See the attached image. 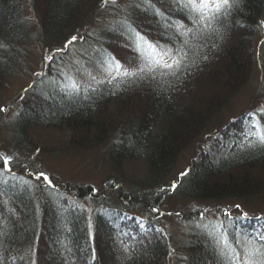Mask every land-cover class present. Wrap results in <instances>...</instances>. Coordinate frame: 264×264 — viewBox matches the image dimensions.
Segmentation results:
<instances>
[{"label": "trees", "instance_id": "trees-1", "mask_svg": "<svg viewBox=\"0 0 264 264\" xmlns=\"http://www.w3.org/2000/svg\"><path fill=\"white\" fill-rule=\"evenodd\" d=\"M25 4L34 13V30L24 17ZM109 4L0 0V91L9 79L28 72L27 44L53 57L44 59L39 75L8 106L9 117L0 112L6 132L0 156L11 158L12 169L11 175L0 169L3 264H32L25 250L31 246L35 259L38 242L39 264H95L93 250L100 264H227L230 249L220 255L222 232L216 231L221 223L232 227L224 210L240 218L236 232L247 233L230 239L251 249L254 230L264 231V146L248 147L242 135L257 121L258 130L248 139L264 134V109L245 111L225 123L220 118L255 66L264 88V0H237L231 16L213 25L218 33L207 38L185 33L189 56L182 72L157 70L155 78L146 74L101 85L116 75L113 55L128 71L157 63L160 50L140 37L171 49L169 37L184 33L181 23L192 27L180 21L179 12H169L172 0H123L112 10ZM105 7L116 13L117 22L91 33L95 14ZM158 12L177 22L172 29L163 27ZM77 33L81 39L56 51ZM129 44L139 54L125 47ZM168 55L162 54L159 63ZM90 88L97 92H88L91 98L85 99ZM249 113H254L251 120ZM202 134L209 137L198 142ZM196 140L190 173L172 178L179 153ZM38 148L94 152L109 167L107 179L99 187L41 183L36 176L42 169L32 156ZM173 180L179 185L174 192ZM167 203L180 205L170 217L161 210ZM186 204L193 207L185 210ZM168 218L182 227L178 238L168 233ZM238 251L243 256V249Z\"/></svg>", "mask_w": 264, "mask_h": 264}, {"label": "snow or ice", "instance_id": "snow-or-ice-1", "mask_svg": "<svg viewBox=\"0 0 264 264\" xmlns=\"http://www.w3.org/2000/svg\"><path fill=\"white\" fill-rule=\"evenodd\" d=\"M111 2L114 4L115 0H111ZM172 2L174 7L169 9V12H179L180 21L187 20L192 25V27H188L187 24L181 23L180 26L184 29V33L176 32L174 36L169 37L168 44L171 45V49L175 50L174 54L168 55V53L171 52V49H168V45H160L158 42L153 43L149 41L147 37H140V39L144 40L153 49L160 50L156 52L157 63L151 67H141L138 71H128L127 69L122 68L121 61L116 59L115 55H113L112 61L115 67L116 75L109 80L98 82L99 84L112 85L115 81H123L124 79L131 80L136 78L137 76L142 79L146 74H151L152 77L155 78L157 70H160L161 74L170 73L171 75H176L177 73L182 72L188 67V65L185 64V60L189 56L187 41L182 40L183 35L185 33L190 35L195 33L202 38H207L212 33H218V28H214L213 25L221 26L223 22L231 16L233 9L238 6L237 0H172ZM103 3L107 4L109 3V0H103ZM157 15L164 17L163 13L158 12ZM164 19L165 24L163 25V27L166 30L172 29L175 23H177L176 21H171L170 16L164 17ZM240 26L244 27L245 25L241 24ZM260 26L264 27V21H260ZM163 34V32L160 33V35ZM81 38L82 37L80 33H77V35H74L70 39L66 40L63 47L57 49L56 51H64L70 44H73ZM125 47L129 48L130 51L139 54V49H137L133 45L129 44L125 45ZM213 47H215V45H213ZM162 54L168 55V59L165 60L163 64H160L159 60L162 59ZM52 58L53 57L51 55L46 57V59L48 60H51ZM203 59L206 61L208 57L204 56ZM124 63H128V61H124ZM173 69H175V71H172ZM73 87L79 90L77 85L74 84ZM88 92L96 93L97 89L90 88L85 90V99L91 98L87 94ZM3 111H5V109L0 108V112ZM253 115L254 113L248 114L249 120H251V117ZM260 115L261 117H264V113ZM258 125L259 121H257V124L252 125V128L250 130L242 133L243 139L248 141V147H252L255 144L264 146V134H261L256 140L248 139L249 136L255 134V130H258ZM10 159V157L0 156V169H2L4 173H7L9 175L12 174V169L10 167ZM190 171V169L182 170L180 172V177L188 175ZM28 175L31 176L32 173L29 172ZM36 179L38 181H41V183L48 182L49 185L51 183L49 177L43 171L39 172V174L36 176ZM178 187L179 185L177 181L173 180L170 184L171 191H176ZM163 191H167V189H164ZM236 207L239 208V205H236ZM152 211L158 212L159 210L153 207ZM204 211H206V209L198 210L201 217ZM217 211H219V209H217ZM177 215H179V213H177ZM222 215L227 217L229 219V223L232 225L231 228H228L226 225L221 223L220 228L216 229V231L222 232L221 237L217 241L218 245L221 247L220 255L223 256L224 249H230L231 254L226 258L227 264H264V231H261L259 229L254 230L257 232V236L254 238L253 241L249 242L250 244H254V247L250 249L248 245H242L239 239L233 240L229 238L230 235H247V233L236 232V221L240 218L231 217L230 213L227 210H224ZM244 218H246V214ZM256 219L259 220L260 218L257 217ZM132 239H135V237H132ZM240 248L243 249V256H241L240 251H238V249ZM124 251L129 252V247L127 245H125ZM36 252L37 255L35 259H33L31 246L27 250H25V254L28 256V258L32 259V264H39L40 261L39 242L37 243ZM168 255H172L171 250H169ZM92 259L95 264H100V259L95 250H93L92 252ZM0 264H3V257H0Z\"/></svg>", "mask_w": 264, "mask_h": 264}, {"label": "rangeland", "instance_id": "rangeland-1", "mask_svg": "<svg viewBox=\"0 0 264 264\" xmlns=\"http://www.w3.org/2000/svg\"><path fill=\"white\" fill-rule=\"evenodd\" d=\"M109 1V9L112 10L123 0H115V4H112L111 0ZM109 9L106 7L102 8L95 14V18L89 27V31H91V33L101 31L104 27L113 25V23L117 22L118 17L116 16V13L112 12V14H110L111 10ZM23 14L30 23V28L34 30L36 20L34 17V13L29 9V6L27 4L24 5ZM92 54L93 53H91V55ZM47 55L48 53L36 44L26 45V66H28V72L20 77L11 78L6 82V84L0 91V108H3L4 106L8 108V106L10 107L11 105H15V102L18 101V97L25 91V89L30 85L31 81L42 69L43 61ZM7 108L5 110L4 118H8L10 115V110L9 108ZM255 109H257L256 111L264 109V88H261L260 85L257 66L254 67L250 80L235 96V98L231 102V105L227 108H224L221 113L222 116L220 115V118H223L222 121H224L225 123L227 120H231L235 118V116L242 114L245 111H255ZM3 134L5 138L6 132L4 130V126L3 128H1L0 126L1 148L5 145V142L2 141ZM208 137L209 135L204 136V134H202V136L198 139V142L201 138H203L204 140ZM54 138L55 137H53V139ZM53 143H55V141ZM196 145L197 140L191 145L185 147L179 153V156L177 157L175 162L174 171L171 175L172 178L179 177L180 172L187 169L189 163L196 154ZM64 146L65 145H62L60 147ZM93 154L94 152L86 151L75 152L68 150L64 152L62 151V149H58L55 152L53 151L48 153L47 151H45V149L40 148L33 150L32 152L33 159L37 164L40 165L42 171L47 174L51 184L58 182L61 184H88L91 186L99 187L102 186L103 182L106 181L109 174V167L106 163L102 162L101 157H97ZM179 207L180 205H168L167 203L166 205L162 206L161 210L163 211V214H166V216L170 217L174 215V212H177V208ZM186 207L191 208L193 206H190V204H186L183 208L186 210ZM260 207V210L264 212V204L260 205ZM180 210L182 209L180 208ZM166 226L168 229V233L171 232V235L175 238H178L179 234H181V231H183L182 227L177 225V223H175L173 219L170 218L167 219ZM183 233L184 231L182 232V234Z\"/></svg>", "mask_w": 264, "mask_h": 264}]
</instances>
